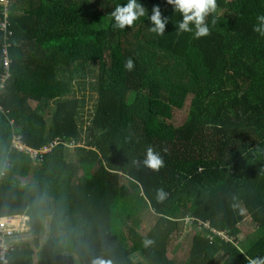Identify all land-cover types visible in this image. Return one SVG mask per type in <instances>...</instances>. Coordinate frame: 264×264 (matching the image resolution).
<instances>
[{"label": "trees", "instance_id": "1", "mask_svg": "<svg viewBox=\"0 0 264 264\" xmlns=\"http://www.w3.org/2000/svg\"><path fill=\"white\" fill-rule=\"evenodd\" d=\"M138 2L148 12L124 30L110 13L127 0L9 6L14 47L0 89V217H29L32 237L9 252V264H67L68 245L78 264L264 258V36L253 30L264 0H217L206 20L210 35L199 39L195 30L176 32L182 14L167 0ZM155 6L169 20L163 36L149 29ZM3 73L0 61V81ZM177 111L185 113L181 123ZM13 131L50 152L32 159L12 149ZM149 147L164 160L159 171L144 163ZM142 213L154 223L146 233L126 225ZM186 218L237 242L241 225L250 233L244 246L213 243ZM189 227L191 245L179 262L167 253Z\"/></svg>", "mask_w": 264, "mask_h": 264}, {"label": "clouds", "instance_id": "2", "mask_svg": "<svg viewBox=\"0 0 264 264\" xmlns=\"http://www.w3.org/2000/svg\"><path fill=\"white\" fill-rule=\"evenodd\" d=\"M167 4L173 6L175 13L182 14L181 22L176 24L177 33H191L194 31V37L199 39L210 35V29L206 23L207 17L215 13L217 9V0H167ZM147 9L138 2V0H127L124 5H117L110 13L114 19V27L120 30L131 28L143 16H145ZM148 12V11H147ZM150 19L152 27H149L152 33L158 36L165 35L166 25L169 23L167 18L162 16L159 6L152 9ZM258 24L254 27V31L264 36V15L257 17ZM215 23V21H213ZM127 71L134 70V61L128 58L125 63ZM146 167L159 171L164 166L163 158L156 153L152 147L147 149V156L144 161ZM158 195L161 199L164 198V191L158 190ZM247 264H264V258H252L245 256ZM96 264H108L104 260L96 261Z\"/></svg>", "mask_w": 264, "mask_h": 264}, {"label": "built area", "instance_id": "3", "mask_svg": "<svg viewBox=\"0 0 264 264\" xmlns=\"http://www.w3.org/2000/svg\"><path fill=\"white\" fill-rule=\"evenodd\" d=\"M12 0H0V6L4 8L1 18H0V33H1V50H0V61L3 66L4 73L1 76L0 89L4 88L10 79V69L12 64V59L10 56V51L13 46V31L10 28V4ZM57 144V143H55ZM12 149H17L19 151L29 154L32 159H36L38 155L49 153L51 147H46L44 149L36 150L25 145L21 139V136L17 135L13 131L12 137ZM180 178H178L179 180ZM23 218V223L21 227H15L12 225V219L7 217H0V264H9L8 254L14 249L21 240L24 241V233L29 232L30 228L28 226L29 217L21 216ZM185 222L190 224V222H195L198 229L208 230V239L210 242H215L216 240H222L225 242H232L238 245L233 237H230L226 232H220L211 227L210 223H204L195 218H186ZM193 230V227H189V231ZM4 244V247L2 246ZM8 245V246H7Z\"/></svg>", "mask_w": 264, "mask_h": 264}, {"label": "rangeland", "instance_id": "4", "mask_svg": "<svg viewBox=\"0 0 264 264\" xmlns=\"http://www.w3.org/2000/svg\"><path fill=\"white\" fill-rule=\"evenodd\" d=\"M78 27H79V31L81 33H90V31L85 26L83 27V26H81V24H79ZM47 117L49 118L50 114ZM175 117H176V120L179 123H181L185 118V113L183 111H177L175 113ZM86 121H87V119H86ZM75 146L77 147L78 145L73 143V145H71V148H73ZM11 148H12V142H11ZM70 156H72V153L68 154L69 158H70ZM67 177H68V175L66 174L64 179H66L68 181ZM25 181H30V178H28V180H25ZM7 218L12 219V225L15 227H21L22 223L24 221L21 216H14V217L12 216V217H7ZM153 224L154 223L151 222L150 218L143 215V213H142L141 215L138 216V218L136 220H130L126 225L127 226H133L135 229L146 233L149 230V228L153 226ZM241 228H242V233L238 237V240H239L238 246L239 247L242 246L243 244L244 245L246 244V243L241 244V240H245V239L247 240V235H248V233H250V231L248 230V228L246 226L241 225ZM47 230H48V228L45 226V229L43 230L44 233L47 232ZM191 233H192V230H190V231L186 230L184 232V235H182V236H185V237H183L179 240V243L181 244V246L176 252H171V248H170L169 253H167L170 258H173L174 260L179 261V262L184 260V258L186 257L187 251L191 245V237H192ZM188 234H190V236L186 237V235L188 236ZM193 234H194V231H193L192 235ZM28 235H29V232L23 234L25 240H30V242H32V240H31L32 237H26ZM44 238L45 237L43 236V239ZM2 246L4 247V244H2ZM67 248H68V250H66V252H65V253H68V254H66V263L67 264H78L77 258L74 255V251H73L71 245H68ZM241 249H243V247ZM37 253H38V251H36V255H35L36 261H38V259H39ZM64 256H65V254H64ZM224 260H225V255H223V254L220 255L217 258V264H222Z\"/></svg>", "mask_w": 264, "mask_h": 264}, {"label": "crops", "instance_id": "5", "mask_svg": "<svg viewBox=\"0 0 264 264\" xmlns=\"http://www.w3.org/2000/svg\"><path fill=\"white\" fill-rule=\"evenodd\" d=\"M13 31V30H12ZM14 33V32H13ZM13 38H14V35H13ZM12 42H13V46H12V48H11V51H12V49H13V47H14V39H12ZM11 51H10V56H11ZM11 59H12V57H11Z\"/></svg>", "mask_w": 264, "mask_h": 264}]
</instances>
